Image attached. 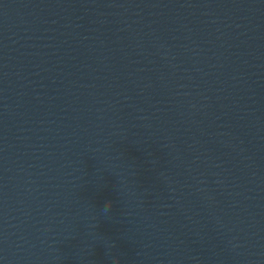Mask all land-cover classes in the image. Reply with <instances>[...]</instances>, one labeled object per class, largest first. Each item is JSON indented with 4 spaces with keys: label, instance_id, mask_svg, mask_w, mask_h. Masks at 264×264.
Wrapping results in <instances>:
<instances>
[{
    "label": "clouds",
    "instance_id": "clouds-1",
    "mask_svg": "<svg viewBox=\"0 0 264 264\" xmlns=\"http://www.w3.org/2000/svg\"><path fill=\"white\" fill-rule=\"evenodd\" d=\"M109 204H111V201H109Z\"/></svg>",
    "mask_w": 264,
    "mask_h": 264
}]
</instances>
